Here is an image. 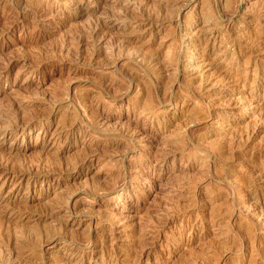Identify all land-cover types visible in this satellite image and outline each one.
Here are the masks:
<instances>
[{
    "label": "rangeland",
    "instance_id": "1",
    "mask_svg": "<svg viewBox=\"0 0 264 264\" xmlns=\"http://www.w3.org/2000/svg\"><path fill=\"white\" fill-rule=\"evenodd\" d=\"M28 263L264 264V0H0V264Z\"/></svg>",
    "mask_w": 264,
    "mask_h": 264
},
{
    "label": "bare ground",
    "instance_id": "2",
    "mask_svg": "<svg viewBox=\"0 0 264 264\" xmlns=\"http://www.w3.org/2000/svg\"><path fill=\"white\" fill-rule=\"evenodd\" d=\"M99 30H100V29H99ZM113 40H114V39H113ZM97 52H98V51H97ZM219 72H220V71H219ZM233 79H234V78H233ZM219 81H220V80H219ZM219 81H218V82H219ZM223 82H224V81H223ZM226 82H227V80H226ZM241 82H242V81H241ZM204 86H205V85H204ZM200 87H201V86H200ZM202 87H203V86H202ZM192 89H193V88H192ZM201 89H202V88H201ZM197 92H198V91H197ZM171 93H172V92H171ZM163 97H164V96H163ZM163 97H162V98H163ZM209 113H210V112H209ZM188 123H189V122H188ZM192 123H193V122H192ZM183 125H184V124H183ZM186 126H187V124H186ZM181 127H182V126H181ZM180 130H181V129H180ZM182 130H183V129H182ZM180 132H181V131H180ZM238 132H239V131H238ZM234 133H235V132H234ZM243 134H244V132H243ZM233 135H234V134H233ZM243 137H244V136H243ZM240 139H241V138H240ZM231 140L233 141V139H231ZM208 143H209V142H208ZM262 143H263V142H262ZM193 144H194V143H193ZM237 146H238V145H237ZM237 146H236V147H237ZM240 146H241V144H240ZM240 146H239V147H240ZM232 147H233V146H232ZM242 147H243V146H242ZM252 149H253V148H252ZM253 150H255V149H253ZM240 151H241V150H240ZM229 152H230V151H229ZM227 154H228V153H227ZM236 155H237V154H236ZM252 155H253V154H252ZM226 156H227V155H226ZM256 157H257V156H256ZM72 168H73V167H72ZM25 170H26V169H25ZM11 171H12V170H11ZM20 171H21V170H20ZM19 173H20V172H18V174H19ZM24 173H25V172H24ZM35 174H36V173H35ZM30 176H31V175H30ZM8 206H9V205H8ZM45 207H46V206H45ZM22 208H23V207H22ZM25 208H26V207H25ZM16 209H17V208H16ZM47 209H48V208H47ZM12 210H13V209H12ZM14 210H15V209H14ZM44 212H45V211H44ZM1 222H2V221H1ZM15 223H16V222H15ZM1 224H2V223H1ZM19 225H20V224H19ZM8 226H9V225H8ZM20 226H21V225H20ZM22 226H23V225H22ZM9 227H10V226H9ZM9 227H8V228H9ZM13 227H14V226H13ZM17 227H18V226H17ZM17 227H16V228H17ZM11 228H12V227H11ZM8 230H9V229H8ZM8 230H7V231H8ZM36 230H37V229H36ZM59 230H60V229H59ZM26 231H27V230H26ZM9 233H10V232H9ZM27 233H28V232H27ZM19 234H20V233H19ZM37 235H38V234H37ZM5 237H6V235H5ZM90 237H91V236H90ZM14 238H15V237H14ZM26 238H27V236H26ZM61 238H62V237H61ZM82 238H83V237H82ZM3 239H4V238H3ZM9 240H10V239H9ZM27 240H29V239H27ZM4 241H5V240H4ZM30 241H31V240H30ZM90 241H91V239H90ZM16 242H17V240H16ZM80 242H81V241H80ZM30 243H31V242H30ZM3 244H4V243H3ZM15 244H16V243H15ZM8 245H9V244H8ZM21 245H22V244H21ZM10 247H11V246H10ZM25 250H26V249H25ZM30 251H31V250H30ZM20 252H21V251H20ZM195 254H196V253H195ZM16 255H17V254H16ZM194 262H195V261H194ZM25 263H26V262H25ZM28 264H29V263H28ZM67 264H68V263H67ZM207 264H208V263H207Z\"/></svg>",
    "mask_w": 264,
    "mask_h": 264
}]
</instances>
